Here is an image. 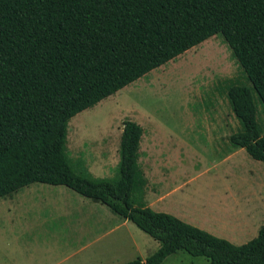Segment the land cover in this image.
<instances>
[{"label":"trees","instance_id":"16d2710c","mask_svg":"<svg viewBox=\"0 0 264 264\" xmlns=\"http://www.w3.org/2000/svg\"><path fill=\"white\" fill-rule=\"evenodd\" d=\"M218 35L251 84L221 85L240 125L231 145L264 164V0H0V199L41 183L107 206L159 243L125 264H163L179 251L264 264V227L235 245L149 206L139 123H123L112 178L69 150L74 117Z\"/></svg>","mask_w":264,"mask_h":264},{"label":"rangeland","instance_id":"374dc122","mask_svg":"<svg viewBox=\"0 0 264 264\" xmlns=\"http://www.w3.org/2000/svg\"><path fill=\"white\" fill-rule=\"evenodd\" d=\"M228 79L251 86L218 35L74 117L69 128L73 160H83L96 177H114L123 123L135 121L145 129L141 164L150 203L175 207L180 196L191 195L179 206L202 210L225 234L248 243L254 232L246 223L264 220V164L231 145L240 125L221 90ZM258 120L264 127L261 103ZM231 151L237 154L225 160ZM88 201L64 186L41 183L0 199V264H125L145 261L158 250L159 243L129 221L116 235L130 236V255L127 235L120 248L79 229L78 210ZM68 204L77 208L70 216L63 209ZM159 208L155 211L167 213ZM108 211L115 223L124 224ZM163 264L210 263L179 251Z\"/></svg>","mask_w":264,"mask_h":264},{"label":"crops","instance_id":"0c3cea01","mask_svg":"<svg viewBox=\"0 0 264 264\" xmlns=\"http://www.w3.org/2000/svg\"><path fill=\"white\" fill-rule=\"evenodd\" d=\"M236 154H237L236 151H231L228 155H226L225 160H230V158ZM230 174H231L230 176H232V173H230ZM145 175L147 176L146 173H145ZM174 190H176V189H174ZM151 193H150V191L147 190V202H148L149 206L153 210H155V208H159V207L153 203H150L149 195ZM158 194H159L160 200L164 199L165 194H163V195L160 193H158ZM190 196H184V197L180 196V200H177L175 207H173L169 204H166V205H163L162 207H160L159 209L164 210L168 214L174 215L175 217L181 219L182 221L189 223L193 226H196L200 229H203V230H205V231H207V232H209V233H211V234H213L219 238L226 239L235 245H242L243 244L240 242H241V240L243 241L245 238L244 239H235V238H232L231 236L225 234V232L221 231L219 229V227L215 226L213 223H211L209 221V219H208L209 216L206 213L201 214L203 212L202 210L198 209L197 210L198 212H195V210L184 208L183 206H179L182 204L183 200L188 199ZM260 196H261L260 199L263 202L264 201V189H263L262 194ZM219 205L221 207H227V208H231V209L235 207V206L232 207L230 204H223V205L219 204ZM248 206H250V205L248 204ZM106 207H105V205H103L99 202L93 201V200L88 201V202H84L82 204V206L79 207V210H78V214L81 213V218H82V220L78 224V228L82 229L84 231H87V232H93L94 237L102 236L104 238V240L107 241V239H108V242L110 244H112L113 246H116L118 244L119 247L121 248V246H122L120 244L121 239L123 237L125 238L127 234L123 235L122 237H120L116 234L118 233V231L121 228L126 227L127 223L125 220H123L124 224L122 223V221L119 223H115V219L113 217L109 216L111 214H109L110 213L109 211L107 212L108 207L107 208ZM255 207H258V206L256 205ZM263 207H264V205H263ZM192 208L194 209V207H192ZM63 209H64V214L68 215V216L73 215L74 212L77 210V208L71 204L66 205ZM257 212H260V208H259V210H257ZM207 213H209V212H207ZM246 226L249 227L252 232H254V234L250 236V239L251 238L254 239L258 236L260 229L262 227H264V220L260 221V222L251 221L249 223H246ZM128 237L129 238H125V239H128L127 240L128 244H126V252H127V255H130V253L133 251L132 250L133 241L131 242V240H129L130 236H128Z\"/></svg>","mask_w":264,"mask_h":264},{"label":"water","instance_id":"95a60500","mask_svg":"<svg viewBox=\"0 0 264 264\" xmlns=\"http://www.w3.org/2000/svg\"><path fill=\"white\" fill-rule=\"evenodd\" d=\"M144 264V263H143Z\"/></svg>","mask_w":264,"mask_h":264}]
</instances>
